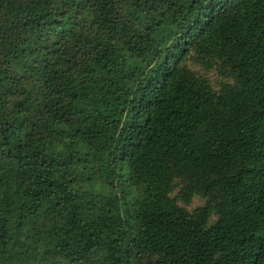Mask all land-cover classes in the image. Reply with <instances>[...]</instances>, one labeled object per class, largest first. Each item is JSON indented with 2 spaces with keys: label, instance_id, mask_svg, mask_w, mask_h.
<instances>
[{
  "label": "trees",
  "instance_id": "16d2710c",
  "mask_svg": "<svg viewBox=\"0 0 264 264\" xmlns=\"http://www.w3.org/2000/svg\"><path fill=\"white\" fill-rule=\"evenodd\" d=\"M0 264H264V0H0Z\"/></svg>",
  "mask_w": 264,
  "mask_h": 264
},
{
  "label": "rangeland",
  "instance_id": "374dc122",
  "mask_svg": "<svg viewBox=\"0 0 264 264\" xmlns=\"http://www.w3.org/2000/svg\"><path fill=\"white\" fill-rule=\"evenodd\" d=\"M191 67L194 69V71L200 73L201 75H204L207 79H209L215 89L219 88V83L225 81L223 79V77H221L219 75L218 71L215 68L206 69V68H204L203 66H200V65H191ZM205 203H206V199L205 198H203V197H195L189 205H184L183 203H180V205L183 206V207H186L190 211H193L197 207L203 206ZM126 207L127 206H126L125 202L122 201L121 209H122L123 214H124V212L127 214L128 208H126Z\"/></svg>",
  "mask_w": 264,
  "mask_h": 264
}]
</instances>
